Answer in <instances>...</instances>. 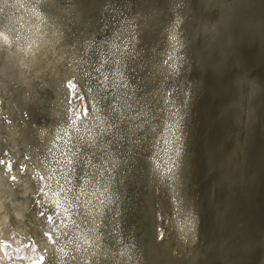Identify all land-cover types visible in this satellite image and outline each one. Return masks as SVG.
<instances>
[{
	"label": "rangeland",
	"instance_id": "1",
	"mask_svg": "<svg viewBox=\"0 0 264 264\" xmlns=\"http://www.w3.org/2000/svg\"><path fill=\"white\" fill-rule=\"evenodd\" d=\"M54 2L61 3L64 8L72 6V11L64 12L66 14L62 20L64 23L60 21L63 26L66 22L68 24L73 21L70 23V27L74 26L71 29L72 34L70 33L73 37L65 34L62 35V39L64 36L65 41H70L74 37H84L86 42L84 41V46L78 51L86 56L85 58L89 56L91 58L89 62L98 59L103 52L107 55L113 54V58L117 61L121 81L113 82V77L110 76L103 81L104 84L99 80L93 81L94 84L92 82L98 87V94L101 92L96 99L97 106L100 104L99 106L105 108L108 105L104 93L111 85L116 86V90L124 89L125 92L126 106L120 107V112L117 116L114 115L112 120L118 127L112 137L106 141L110 143L107 151L115 156L113 161L117 167L114 163L109 165L110 168L107 166L105 146L99 136L91 144L92 147L84 140L82 142L84 145L77 144L74 148V152L79 150L78 147L83 148L79 150L77 161L80 163L79 167H83L79 169L81 172L91 169L93 160L91 155L97 159L95 173L90 174L83 185H80L82 175L77 178L78 201L75 208L102 235L108 236L106 247L112 251L120 241L134 246L135 236L131 238L130 235L133 229L139 227L147 237L138 243L142 249L133 251L132 256L126 257L124 264H200L202 261L200 253L204 247L202 244L206 241L212 243L217 238L214 224L210 229L207 225L211 226L213 221L211 217L214 211L218 210L216 205L222 210L218 219H223L219 232L222 233L224 254H227L239 241L242 233L255 232L258 228L264 227V0H216V2L213 0H55ZM2 3L0 0V6ZM50 6L48 5L45 10L51 17L48 22L52 24L57 21L53 18L54 11ZM234 6L238 8L235 9ZM29 9H32L34 14L30 11L31 15H29L27 12L25 21L21 18L22 24L27 23L31 16L32 22L36 24L45 19L41 14H37L34 6L30 7L29 4ZM67 14H70V17L73 15L72 19ZM83 16L84 20H82ZM74 18L78 20L74 21ZM86 23L91 25H87L90 29L85 26ZM79 25L82 27L81 30L78 28ZM166 25H169V28ZM205 27L210 30L215 29V38L213 37L215 42H211L212 36L208 34L207 29L203 32ZM84 28H88V31ZM167 28V32H164ZM76 31H81L83 35L78 32L76 35ZM50 34L51 39L48 38V32L46 37L43 34L49 45L54 42L55 32ZM95 36H102L96 48L92 43L93 39H96ZM0 41L2 43L0 45L2 98L0 99V140L3 149L6 148L14 156L19 167V181L16 182V188L6 180L5 187L0 189L2 212L0 215L8 213V218H11L10 225L15 229L18 226L32 230L29 233L26 231L27 235L23 238L30 237L28 249L33 256L34 251L38 250L36 242L42 243L40 239L45 236L39 224H53L55 215L43 205L35 167L17 146L15 121L7 110L1 92V84L7 82L8 77L14 72L8 68L7 47L3 43L5 40L0 39ZM49 52H52L51 49L46 47L43 49L40 44L35 43L33 54L43 56ZM151 53L154 55L150 56ZM78 54L74 57H79ZM141 57L144 59L140 60ZM78 60L73 61L78 62ZM55 65L56 58L52 56V69ZM151 70L157 75L155 76ZM37 83L39 85L42 82ZM10 85L11 88H20L15 82ZM56 88H54V96ZM69 88V95L80 104L82 110L86 111V101L84 102L83 94L75 79L70 80ZM49 92L50 90H46L47 95ZM213 92L216 93L214 97ZM10 93L16 96V92ZM18 93L22 99L21 92ZM206 93L207 97H205ZM31 106L26 107L28 112H24V122L29 121L35 125L36 121L43 124L52 121L48 114L49 109H46L45 105L39 106V110ZM55 115L57 118V111ZM58 116L64 121L61 108L58 109ZM128 119H132V123H129ZM62 121L59 122L62 124ZM120 121L125 126H122ZM53 123L55 125V122ZM192 136L195 139H192ZM4 138L7 141H4ZM226 144L230 145V150L225 149ZM8 155L6 154L7 157ZM205 161H210L208 180L206 177L204 179L202 172ZM55 178L57 177L54 176ZM108 180L114 183L113 186ZM167 181L168 184L165 183ZM58 183L59 187L63 186L61 182ZM90 186H92V206L89 205ZM113 192L117 193L114 199ZM192 196L193 198L197 196L198 199L197 210L192 208L191 214L188 211L192 206L190 199ZM209 202L214 206L212 212L207 209ZM20 207H23V214H20ZM38 218H41L39 222ZM182 227L186 237L178 229ZM158 228L161 230L158 231L160 233L157 232ZM15 233L17 236L20 235L18 231ZM158 235L161 238L157 239ZM263 241L264 237L257 244V248L259 250L261 248L260 255L263 254L259 256L257 264L264 263ZM214 250L213 247L211 252ZM236 253L237 251L232 252L233 255ZM36 254L35 252L34 255ZM39 257L40 261L29 264L43 262L41 255ZM49 258V263L46 261L43 264H53L55 252L50 254ZM108 263L111 264L112 261L108 260Z\"/></svg>",
	"mask_w": 264,
	"mask_h": 264
},
{
	"label": "bare ground",
	"instance_id": "2",
	"mask_svg": "<svg viewBox=\"0 0 264 264\" xmlns=\"http://www.w3.org/2000/svg\"><path fill=\"white\" fill-rule=\"evenodd\" d=\"M1 1L3 3L0 6V39L5 40V42H3V43H5L6 47H7L8 68L14 72V74H12L8 77L9 79L7 80V82L1 84V92H2L3 99L5 101V104H7L6 105L7 110L9 112L10 116L15 121V125H16L15 126V135H16L15 139L17 142V146L20 148V150H22L23 154L26 156V158L28 159L30 164H32L35 167V170H36L38 178H39V191L41 193V196H40L41 200H43L42 203H44L43 205L48 207L54 213L55 221L53 224H50V225L44 224V223L39 224L40 230L43 231L45 236L43 239H40V241L42 243H40L39 241L38 242L35 241L38 245V250L37 249L35 251L31 250V251H34V253L35 252L37 253L36 255H34V253H33V256H32L31 255L32 252H30V250L28 249L29 248L28 241H29L30 237L23 238L24 235L25 236L27 235L26 231H28V233H29V231H32V230H29L27 228H21L18 226L15 229V227H12L10 225L11 218H8V213L1 214L0 215V264H29L30 262L40 261L39 255H41V257L44 259L43 262L47 261V263H49V261H50L49 255L52 254L53 252H55V258H54L53 264H109L108 260L112 261L111 264H120V263L124 264V260L127 259L126 257H129L133 253V251H137V250L139 251V249H142V247H140V244H138V243H141L142 239L147 237V235L145 233H142L144 231L141 230L139 227L136 230L133 229L132 230L133 232L131 231L132 232V234L130 235L131 238H132V236L133 237L135 236L134 246L130 245L128 242L124 241V243H123V241H120V242H118V244L116 246L113 247V250L110 251L106 247V239L108 236L105 234L102 235V233H100L96 229V227L88 219H86L84 216H82L80 213H78L77 209L75 208L76 203L78 201V197H77V193H76L77 187H78L76 181H77L78 176L80 174L82 175V182L80 185H83L85 183V181L87 180V178L89 177V175L92 174L93 172L95 173V168L97 166L96 157L91 155V157L93 158L92 164H91L92 165L91 169L86 171L85 170L86 168H85L84 169L85 171H83V172H81V170H79V169L83 168L81 166L79 167L80 163L77 162L79 160V154H80L79 150H83V148L81 147L82 148L81 149L80 147L77 146L79 150H76V152H74V148L77 144L78 145L83 144L82 142L84 140H86V142H88V144L91 145L94 143L95 138L97 136H99L100 140H103V146H105L104 151L107 154V155L105 154V157L107 156L106 157L107 166L109 167V165H112V163H114L115 167H117L116 163L113 161L115 156H112V154L107 151V147L110 143H108L106 141L108 138L112 137L113 132L118 127V126H116V123H114L112 120H113L114 115L117 116V114L120 112V107L126 106L127 102H125L126 99L124 97L125 92H124V89H123V91L122 90L121 91L116 90L115 88H117V87L114 85H111L110 89H108L107 92L104 90L105 91L104 95H105L106 99L108 100V102H107L108 105H106V107L103 108V107L99 106L100 104L98 106L96 104V99H97L99 94L101 95V92L98 94V89H97L98 87H95L93 85L94 84L93 81L99 80L100 83H103V81L108 79L110 76L113 77L112 78L113 82H116L117 80L119 81L121 76H119V74H118L117 61L113 58L114 57L113 54L107 55V53L103 52V54L98 59L96 58L95 61L89 62V59H91V58L89 56L87 58H85L86 56H84L83 54L81 55L80 52L78 51V50H80L81 47L84 46V41H85L84 37L83 38L82 37L81 38L74 37V39L70 40L71 42L65 41L66 40L65 36H64V39H62V35H65V34L71 35L73 32L71 29L74 26L72 25V27H70L71 26L70 23H72L73 21L68 23V24L66 22L65 26H63V24H61V21L64 20V18L66 17V14H64V12L67 13V11L69 12V10L72 11V8H71L72 6L68 7V8L67 7L64 8V6H62L61 3L56 4L54 2L55 0L54 1L53 0H1ZM213 1L216 2V0H213ZM29 4H30V7L34 6L38 12L37 14H41L42 17H44L45 19L38 21L36 24V22H32V16H31V17H29V20H27L28 24L27 23L22 24L23 23L22 19H23V21H25V14L27 15V12L29 13V15H31V13L34 14L32 9H29ZM48 5H51L50 8H52L54 11L53 18L56 19V21H57L56 23L50 24L51 22H48V19L51 18V17H49V15L46 13V10H45V9H47ZM68 6H70V4ZM75 6H77V5H75ZM162 6H163V4H162ZM234 8L237 9L238 7L236 8L234 6ZM230 9H232V8H230ZM30 11H31V13H30ZM230 11H232V10H229V12ZM237 11L238 10H236V12ZM67 16L70 17V14L69 15L67 14ZM228 16H226V17L228 18ZM237 16H239V14ZM226 17L224 16V18H226ZM70 18H68V20ZM86 19H87V17L85 18V20ZM237 19H239V18H237ZM75 20H78V18L77 19L74 18V21ZM82 20H84V16H83ZM88 23H86L85 26H87ZM74 24H75V22H74ZM226 24H227V22H226ZM88 26H91V25H88ZM176 27H177V25H176ZM78 28L80 29L82 27H80V25H79ZM168 28L164 32H167ZM87 29H85V30H87ZM206 29L207 28L205 27L203 32H205ZM207 30H208L207 31L208 34L212 36L211 42L214 41L215 39L213 40V37L215 38V33H216V31H214L215 29L214 30L207 29ZM225 30H226V28H225ZM47 32L49 34L48 35L49 39L52 38V35L50 33L55 32L54 42L50 45L47 42L49 46L47 45V43L44 39V36L45 37L47 36ZM77 32L78 31L75 32L76 35H77ZM78 33H81V31ZM43 34H44V36H43ZM208 34H206V36ZM164 35H166V33ZM175 35H176V33H175ZM89 36H90V33L87 37L88 39H89ZM71 37H73V35H71ZM167 37L169 39V36H167ZM230 37H232V36H229V38ZM95 38H96L95 39L96 41L93 39L92 43H94V47L96 48L98 43H100L99 41L102 38V36H97V37L95 36ZM219 38H220V36H219ZM103 41H104V39H103ZM174 41H176V40H174ZM205 42H207V41H205ZM214 42L212 44H214ZM216 42H217V39H216ZM35 43L40 44L43 47V49L45 47L49 48V50L51 49V51L53 53L49 52L48 54H43V56H38L37 54L36 55L33 54V48L35 46ZM70 43H72V45ZM133 43H134V41H133ZM1 44L2 43L0 41V45ZM165 44H167V42ZM174 44H175L174 46H176V43H174ZM217 45H219V44H217ZM92 46H93V44H92ZM167 46H169V45H167ZM221 47H222V45H221ZM212 48H214V47H212ZM186 49H187V47H186ZM218 50H217V52H218ZM91 51H92V49H91ZM139 51L141 52V50H139ZM148 52H149V50H148ZM77 53H79L78 54L79 57H77V56L74 57V55ZM152 54L153 53H151L150 56L154 55V54L153 55ZM52 56L54 58H56V65H55L54 69H52V67H51ZM71 57H74V59H72ZM81 58H82V60H80ZM153 58H152V60H153ZM162 58L163 57H161V59ZM209 58H211V57H209ZM69 59H71V60H69ZM75 59H79L78 62L73 61ZM142 59H144V58L141 57L140 60H142ZM143 62H145V61H143ZM74 63H75V65H73ZM161 64L164 65V63H162V61H161ZM87 65H89V66L86 67ZM155 65H157V64L155 63ZM120 66H121V64H120ZM161 67H163V66H161ZM205 67H207V65H205ZM153 68H154V66H153ZM147 69H149V68H147ZM152 70H151V72H152ZM148 72H150V71H148ZM152 73H154V72H152ZM150 75H151V73H150ZM154 75H155V73H154ZM154 75H151V76H154ZM72 78L75 79L76 84L78 85V87L80 89V92L83 94L84 102L86 101V109H87L86 111L82 110V107L80 106V104L75 102L74 98L69 95V89H70L69 84H70V80ZM155 79L157 80L158 78H155ZM158 81H160V80H158ZM12 82H15L16 84H18V86L20 88L19 89L11 88L10 83H12ZM37 82H42V83L37 85L38 84ZM92 82H93V84H92ZM205 83H207V81ZM5 84H6V88H5ZM205 86H207V85H205ZM55 87H57L56 88L57 90H55L56 94L54 96V88ZM43 89L50 90L48 95L46 93V90L44 91ZM205 89H207V87ZM202 90H204V89H202ZM19 91L22 94V99L20 98L21 96L18 93ZM10 92H16V96H13L14 94H11ZM207 93H208V91H207ZM207 93L205 94L206 95L205 97H207ZM126 94H127V92H126ZM214 95H216V93L213 92V97H214ZM11 96H13V99L11 98ZM0 99H2L1 96H0ZM209 99L210 98L208 97V100ZM41 103H43V104H41ZM28 105L35 106V108L38 110L41 106L45 105V108L49 109V113H48V111H45V112H47L49 114V116H51L52 121H50L49 124L48 123L43 124V122L41 123V122L36 121L37 123L35 125H32L29 121H28V123L24 122L25 118L23 115H24V112H26V109H27L26 107ZM132 105H134V104H132ZM59 108H61L63 111V115L65 118L64 121H62L58 116V109ZM117 109H119V111H117ZM56 111H57V118L58 119L56 118V115H55ZM27 112H28V110H27ZM196 112H197V110H196ZM42 113H43V111H42ZM130 118H132V117H130ZM116 120H118V119H116ZM126 120H127V118H126ZM128 120H130L129 123L130 122L132 123V121H131L132 119H128ZM59 121H62L63 125ZM53 122H55V125H53L54 124ZM125 124H126V122H125ZM121 125L125 126L124 123H122ZM26 127L28 129H26ZM127 130H128V128H127ZM158 130H159V128H158ZM99 131H100V133H99ZM32 133H34V134H32ZM11 134H12V132H11ZM86 137H87V139H86ZM115 137H117V136L115 135ZM116 139H114V140L116 141ZM192 139H195V138H193V136H192ZM4 141H7V140L4 138ZM136 141H137V139H136ZM129 144L130 143H128V145ZM131 145H133V144H131ZM226 145L227 146H225L226 147L225 149L228 148L230 150V148H229L230 145H228V144H226ZM86 146H87V144H86ZM92 146L93 145H91V147ZM5 147H6V145H5ZM6 154H9L8 157L6 156ZM82 155H84V154H82ZM123 155H121V156L123 157ZM160 155H161V153H160ZM162 155H164V154H162ZM153 158H155V157H153ZM162 158L164 159V157H162ZM82 160H84V159H82ZM124 161L126 162L127 159H125ZM158 161H159V159H158ZM175 162H176V160H175ZM81 163H83V162H81ZM77 164H78V166H77ZM166 164H167V162H166ZM209 164H210V161H205L204 171H202L204 173V175H203L204 179L207 178V180L209 179L208 178L209 177L208 176V165ZM159 171H161V170H159ZM245 171H246V169H245ZM62 172H64V174ZM76 172H78L79 174ZM109 172H111V171H109ZM248 173H250V172L248 171ZM59 174H61V175L58 176ZM54 176H56L57 178L54 179ZM164 176L166 178H168L166 175H164ZM6 180L11 184V186L16 188V186H17L16 182L19 181V167L16 163V160L14 159V156L11 153H9V151L6 148L3 149V143L0 140V189L2 187H5V181ZM108 181L110 182L109 184L111 186H113L114 183H112L111 180H108ZM58 182H61L63 186L59 187ZM165 183L168 184V181ZM115 185H117V184H115ZM113 188H115V187H113ZM73 192H75V193H74V196L72 197ZM91 192H92V186H90V198H89V205L90 206H92ZM116 194H115V192H113V195H112L113 199L117 197ZM135 194H137V193H135ZM138 194H139V192H138ZM145 199H147V198H145ZM190 199H192V206H190V209L188 208L189 209L188 212H190L192 214L193 213L192 208H194V210L197 208L196 207V200L198 199V197L195 196L193 198V196H192V198H190ZM145 201H147V200H145ZM216 206L218 207V210L214 211L213 217H211V219L213 220L211 222V226L209 224H207V225H208V228L210 229L213 226L212 224H214V226L217 230V238L212 243L206 241L202 244V245H204V247L200 253L201 257H202V259H200V260H202L200 262V264H257V262H259V260H258L259 256H263V254L260 255L261 248L259 247L260 248V250H259L257 248V244L264 237V227L258 228L257 231H255V232H247L246 231V232L242 233L239 241L231 248V250L227 254H224L225 250H224L223 245H222V233L219 232V229L221 230V228H222L221 224H222L223 219H220V220L218 219L219 213H221L222 210H221L220 206H218V205H216ZM207 207L206 208L209 209L210 212H212V209H214L213 208L214 206L210 202H209V205ZM0 209H1V207H0ZM21 213L23 214V207H20V214ZM57 213H58V215H57ZM179 213H178V215H179ZM37 220L39 222L41 220V218H38ZM177 220H178V218H177ZM189 221H187V222H189ZM209 221L210 220H208V222ZM175 222H176V220H175ZM155 226H157V224ZM147 227H149V226H147ZM164 228H163V231H165ZM178 229L181 232V234H183L185 236V232L183 231V227L178 228ZM16 231L20 232L19 236L16 235V233H15ZM158 231H161V230L159 229V230H157V232ZM32 233L33 232H31V234ZM136 233H138L139 235H134ZM158 233H160V232H158ZM190 233L192 234V232H190ZM161 234H159V235L161 236ZM177 234H178V232H177ZM156 235H157V233H156ZM159 235L156 236L157 239H158V237H160ZM130 236L128 235V237H130ZM33 241H34V239H33ZM183 244H185V243H183ZM149 246H151V245H149ZM213 247L215 248V250L213 252H211ZM152 248H153V246H152ZM146 249L148 250V248H146ZM233 251H237V253L235 255H233L232 254ZM261 252H263V251H261ZM140 255H142V254H140ZM141 258H143V257H141ZM117 259H119V260H117ZM186 262H187V260H186Z\"/></svg>",
	"mask_w": 264,
	"mask_h": 264
},
{
	"label": "snow or ice",
	"instance_id": "3",
	"mask_svg": "<svg viewBox=\"0 0 264 264\" xmlns=\"http://www.w3.org/2000/svg\"><path fill=\"white\" fill-rule=\"evenodd\" d=\"M40 264H43V262L41 261Z\"/></svg>",
	"mask_w": 264,
	"mask_h": 264
}]
</instances>
